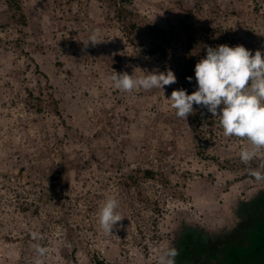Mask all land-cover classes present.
I'll return each mask as SVG.
<instances>
[{
	"label": "rangeland",
	"instance_id": "1",
	"mask_svg": "<svg viewBox=\"0 0 264 264\" xmlns=\"http://www.w3.org/2000/svg\"><path fill=\"white\" fill-rule=\"evenodd\" d=\"M109 2L22 0L23 25L0 0V264H156L184 225L233 229L241 201L264 189L251 174L264 173V156L241 161L247 140L224 136L211 113L199 131L167 99L190 54L238 44L264 55V0H134L136 40ZM97 29L107 42L85 49ZM166 31L167 54L145 50ZM169 69L177 82L163 90L122 92L111 79ZM198 132L215 159L199 153ZM109 197L124 218L105 234Z\"/></svg>",
	"mask_w": 264,
	"mask_h": 264
},
{
	"label": "clouds",
	"instance_id": "2",
	"mask_svg": "<svg viewBox=\"0 0 264 264\" xmlns=\"http://www.w3.org/2000/svg\"><path fill=\"white\" fill-rule=\"evenodd\" d=\"M103 42L107 41L97 29L83 44L86 49L89 43L95 46ZM195 78L197 90L188 94L183 88L174 89L167 98L175 115L187 119L194 113V104L202 106L212 116H219L224 136L248 141L250 148L246 146L240 153L243 163L249 164L264 156V55L259 50L253 55L243 45L208 47L206 57L195 65ZM111 79L117 90L129 93L140 88L163 90L177 82L171 69L142 77L114 71ZM251 174L257 180H264V173L260 171ZM117 208L118 200L109 197L99 211V225L105 234L113 233V228L124 218ZM177 255L176 249H168L157 257L156 264H175Z\"/></svg>",
	"mask_w": 264,
	"mask_h": 264
},
{
	"label": "trees",
	"instance_id": "3",
	"mask_svg": "<svg viewBox=\"0 0 264 264\" xmlns=\"http://www.w3.org/2000/svg\"><path fill=\"white\" fill-rule=\"evenodd\" d=\"M133 1L110 0L109 2L110 7L115 11L116 18L123 24L126 35L130 40L138 38V35L135 34L142 27L141 22L136 21L137 11L131 6ZM8 4L13 19L26 25L27 15L22 0H8ZM168 35V31L164 34L156 32L153 38L159 36L161 40H153L152 44L146 46L145 50L150 54H167V46L171 42ZM190 49L191 47L188 45L189 53ZM199 60L201 59L197 55L190 54L178 89L183 88L188 94L197 90V87L190 86L191 82L188 77H192L195 65ZM174 89L172 88V91ZM54 104L57 106L56 102ZM193 107L194 113L190 114L188 118L195 123V128L202 131L203 116L210 114V112L202 106L194 104ZM38 109L43 111L42 107ZM202 139L200 132H198L199 153L204 158L211 159L212 157L207 155L206 152L207 145L204 144ZM143 173L144 179H156L159 172L158 170L146 168ZM53 177L58 182L51 186L50 191L54 194H61L67 185V180L59 171H55L52 179ZM27 208L28 206H25V209ZM236 213L241 217V220L233 229H223V233L221 231L212 234L207 229H202V232L195 231L194 226L184 225L175 239V246L173 247L178 251V255L175 257L176 264H252L251 258L253 256L256 260L253 264H264V189L260 190L252 199L241 201ZM96 264L110 263L105 261L104 258H98Z\"/></svg>",
	"mask_w": 264,
	"mask_h": 264
},
{
	"label": "flooded vegetation",
	"instance_id": "4",
	"mask_svg": "<svg viewBox=\"0 0 264 264\" xmlns=\"http://www.w3.org/2000/svg\"><path fill=\"white\" fill-rule=\"evenodd\" d=\"M195 228H196V230L195 231H200V232H202V228L199 226V225H195L194 226ZM216 232H221V230L220 231H216ZM210 233H212L211 231H210ZM215 233V232H214ZM214 233H212V234H214ZM222 233H223V231H222ZM175 264H176V262H175ZM183 264H185V263H183Z\"/></svg>",
	"mask_w": 264,
	"mask_h": 264
}]
</instances>
